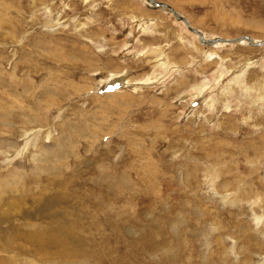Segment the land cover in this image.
<instances>
[{"label":"rangeland","instance_id":"rangeland-1","mask_svg":"<svg viewBox=\"0 0 264 264\" xmlns=\"http://www.w3.org/2000/svg\"><path fill=\"white\" fill-rule=\"evenodd\" d=\"M156 1L264 42V0ZM0 185V264H50L3 243L55 228L72 264H264V46L147 0H0Z\"/></svg>","mask_w":264,"mask_h":264},{"label":"bare ground","instance_id":"bare-ground-1","mask_svg":"<svg viewBox=\"0 0 264 264\" xmlns=\"http://www.w3.org/2000/svg\"><path fill=\"white\" fill-rule=\"evenodd\" d=\"M187 28H189L188 25H187ZM241 41H246V42L250 43L244 37H241L240 39H237V42H241ZM253 42H255V41H253ZM252 45H255V44H252ZM6 183H9V181L5 180L4 184L6 185ZM9 188H11V187H9ZM11 189H14V187H12ZM4 190H1V191L3 192ZM10 211L11 210L9 209V212H8L9 214H10ZM50 231H52L51 232V236L47 235L48 237L45 236L46 233L43 234L44 232L42 234H40V235L37 232H35V233L32 232L30 234H22V233L18 232L16 235H15V233L7 234L4 237L7 240L4 241V243H3V251L4 250H5L4 252L11 251V252L14 253L19 248H23L24 250L32 249L38 254V257H40V259L42 260L41 262H43V261L46 262L48 260L50 264H72V262L74 263L75 260H82L81 256L78 254V252L73 254V252L76 251L74 249V247H72L69 244L67 245V247L64 246L63 240L65 242V241H67V239L64 238L65 236H61V234H58V228L50 229ZM58 242H61L63 244V246H59ZM55 253H57V254L54 255ZM53 255L54 256H58L60 261H56L58 259H56V260L52 259V257H54ZM11 259H13V258H11ZM81 264H83V263H81Z\"/></svg>","mask_w":264,"mask_h":264},{"label":"water","instance_id":"water-1","mask_svg":"<svg viewBox=\"0 0 264 264\" xmlns=\"http://www.w3.org/2000/svg\"><path fill=\"white\" fill-rule=\"evenodd\" d=\"M147 2L149 3V4H151L152 6H154V7H160V8H168V10L171 12V13H173V15L176 17V18H178L179 20H181L182 22H184V23H186L187 25H188V27H189V29L192 31V32H194L195 34H197V35H199L200 36V39H201V41H202V43H204L205 45H213V44H215V43H220V42H225V43H234V42H237V40H223V39H220V38H218V39H209V40H206V38H205V35L202 33V32H200V31H198V30H196V29H193L190 25H189V22L184 18V17H180V15L171 7V6H169V5H167V4H164V3H160V2H158V1H156V0H147ZM246 40H248L251 44H255V46H264V42H257V43H255V42H253V40L250 38V37H248V36H245L244 37Z\"/></svg>","mask_w":264,"mask_h":264}]
</instances>
